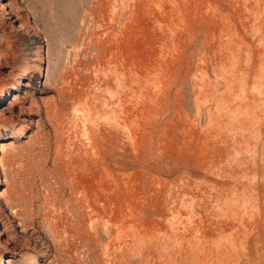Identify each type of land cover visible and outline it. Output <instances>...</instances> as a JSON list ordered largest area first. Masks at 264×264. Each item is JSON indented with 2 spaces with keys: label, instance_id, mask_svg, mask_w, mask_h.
<instances>
[{
  "label": "rangeland",
  "instance_id": "1",
  "mask_svg": "<svg viewBox=\"0 0 264 264\" xmlns=\"http://www.w3.org/2000/svg\"><path fill=\"white\" fill-rule=\"evenodd\" d=\"M0 264H264V0H0Z\"/></svg>",
  "mask_w": 264,
  "mask_h": 264
}]
</instances>
